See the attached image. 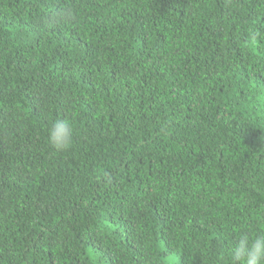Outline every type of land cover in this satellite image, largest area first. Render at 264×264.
Masks as SVG:
<instances>
[{
  "label": "trees",
  "instance_id": "1",
  "mask_svg": "<svg viewBox=\"0 0 264 264\" xmlns=\"http://www.w3.org/2000/svg\"><path fill=\"white\" fill-rule=\"evenodd\" d=\"M262 232L264 0H0V264H236Z\"/></svg>",
  "mask_w": 264,
  "mask_h": 264
},
{
  "label": "clouds",
  "instance_id": "2",
  "mask_svg": "<svg viewBox=\"0 0 264 264\" xmlns=\"http://www.w3.org/2000/svg\"><path fill=\"white\" fill-rule=\"evenodd\" d=\"M73 128L66 119L57 120L49 129L48 143L56 152L67 150L72 143ZM236 264H264V232L254 237L241 233L231 250Z\"/></svg>",
  "mask_w": 264,
  "mask_h": 264
},
{
  "label": "rangeland",
  "instance_id": "3",
  "mask_svg": "<svg viewBox=\"0 0 264 264\" xmlns=\"http://www.w3.org/2000/svg\"><path fill=\"white\" fill-rule=\"evenodd\" d=\"M168 259V263L169 264H176V254H169V256L167 257Z\"/></svg>",
  "mask_w": 264,
  "mask_h": 264
}]
</instances>
